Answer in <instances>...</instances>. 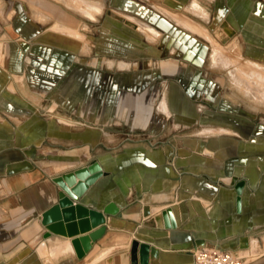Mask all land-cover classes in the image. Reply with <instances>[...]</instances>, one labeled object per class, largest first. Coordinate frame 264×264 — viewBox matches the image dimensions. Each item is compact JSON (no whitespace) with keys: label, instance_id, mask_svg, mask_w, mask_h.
Segmentation results:
<instances>
[{"label":"crops","instance_id":"0c3cea01","mask_svg":"<svg viewBox=\"0 0 264 264\" xmlns=\"http://www.w3.org/2000/svg\"><path fill=\"white\" fill-rule=\"evenodd\" d=\"M199 1L188 12L211 18L243 65L264 74V0ZM71 2L0 0V264H131L133 242L149 245V264H194L203 248L264 264V115L222 94L196 37L213 45V67L223 47L171 5L161 11L192 33H174V48L161 42L170 20L144 1ZM95 161L108 175L80 204L121 211L79 259L72 240L101 226L45 239L40 218L57 201L53 179ZM168 209L174 230L164 227Z\"/></svg>","mask_w":264,"mask_h":264},{"label":"water","instance_id":"95a60500","mask_svg":"<svg viewBox=\"0 0 264 264\" xmlns=\"http://www.w3.org/2000/svg\"><path fill=\"white\" fill-rule=\"evenodd\" d=\"M108 174L103 172L98 162L65 173L53 179L58 189L56 203L41 215V224L47 230L44 238L52 235L74 238L80 233H86L99 226L101 228L90 236L74 239L71 242L79 259H83L105 234L106 217L120 215V208L116 204H109L103 212L91 210L80 204V200L99 179ZM243 184L236 187L241 196ZM240 199H238V206ZM164 227L168 230L176 229L173 210L168 209L162 214ZM150 247L147 244L133 242L131 248V264H149Z\"/></svg>","mask_w":264,"mask_h":264},{"label":"rangeland","instance_id":"374dc122","mask_svg":"<svg viewBox=\"0 0 264 264\" xmlns=\"http://www.w3.org/2000/svg\"><path fill=\"white\" fill-rule=\"evenodd\" d=\"M53 1L55 3L56 2L61 3L65 7L68 4H72V2H71L72 0H53ZM140 1H144L145 5L147 4L146 5L147 8H149V10L152 11L155 14V16H158L159 18H161L163 20H164L163 15L164 16H167V15L163 11H161V9H167L164 7V5H166V7H169L171 5L170 6L171 10L170 9H167V10L174 12V13H182L183 15H185V16L193 19V20H196L197 22L204 25L208 29L209 33L212 35L214 40L223 47V49H222L223 52L226 55L232 57V58H230V61L223 64L224 67L223 66L213 67L212 59H211L212 54H213V50H214L213 45L210 42H208L207 40L203 39L202 37H196L200 42H202L208 46L207 56H206L207 59H206V65H205L206 70H208V72H212L216 75L218 74L219 76H222V78H224L225 87L223 88V93H222L223 95L234 100L246 112H249L251 114H263L264 115V102H263V100L260 102L258 99V97L260 95L264 96V94L259 95V93L250 92V90H249L250 86L247 87L244 82H241L239 79H236V71L240 68V66H239L240 63H242V64L248 63L246 61L247 59L245 57L244 58L241 57V55L239 54V48H240L239 45H237V43H235L233 40H230L226 36L219 38L217 34L220 32L217 31V28H216L215 24H213V22L211 21L212 20L211 18H209V20H207V21H205L203 19L201 20L200 18H196L190 12H188L187 9L190 7L193 0H140ZM199 2H203V0H200ZM108 3H110V0H108ZM67 8H62V10L65 9V12H66V11H68ZM75 10L76 9H74V11ZM108 10L109 11L107 13L109 15V18H111L110 21H112V20L115 21L116 18H114L113 16H116V15L114 13L110 12V8ZM65 12L63 11L61 15L64 16ZM69 13H71V12H69ZM210 17H211V15H210ZM53 19L55 20V18H53ZM166 20H170V24L173 27L171 30H173V31L171 32V34H170V32L164 31V33L162 34L161 42L165 41L167 45L171 44L172 47L174 48L175 43H176V40H174V37H173L174 33L185 32L186 34H192L191 32L187 31L186 29H184L180 25H178L169 16H167ZM97 21H98V23L94 22L91 24V28H90L91 31L96 32V30L99 26V18L97 19ZM142 23H144V21ZM124 25H126L127 28L128 27L134 28L132 26L131 22L126 21V19L124 21ZM160 31H162V30H160ZM220 31H221L220 34H227L226 32L223 33V29H221ZM92 36L97 37L98 34H92ZM164 38H166V39H164ZM162 45H164V43H162ZM94 57H95V55L93 54V58ZM252 71H253L254 75L258 72L256 70H252ZM231 78L234 81H232ZM256 96H258V97H256Z\"/></svg>","mask_w":264,"mask_h":264},{"label":"bare ground","instance_id":"6f19581e","mask_svg":"<svg viewBox=\"0 0 264 264\" xmlns=\"http://www.w3.org/2000/svg\"><path fill=\"white\" fill-rule=\"evenodd\" d=\"M172 17L179 21V19L174 17L173 15ZM179 23L189 30H192L194 32H197L201 35L208 37L207 33L204 30L199 29L188 22H184L183 20H180ZM72 36H75V38L80 41L83 39V35L78 34L77 31L76 34H72ZM4 48L5 47H3V49ZM224 54L225 53L223 52L221 47L218 46L217 48H215V62L227 63L228 61H230V58L224 56ZM239 66L240 68L236 71V79H239L241 82H244L247 87L250 86L249 88L250 92L259 93V95L264 94V74L257 72L254 75L251 67L243 64H240ZM259 97H258L259 101L261 102L263 100L264 102V96L260 95Z\"/></svg>","mask_w":264,"mask_h":264},{"label":"built area","instance_id":"2783aa9c","mask_svg":"<svg viewBox=\"0 0 264 264\" xmlns=\"http://www.w3.org/2000/svg\"><path fill=\"white\" fill-rule=\"evenodd\" d=\"M194 264H244V258L232 252L203 248L195 250Z\"/></svg>","mask_w":264,"mask_h":264}]
</instances>
